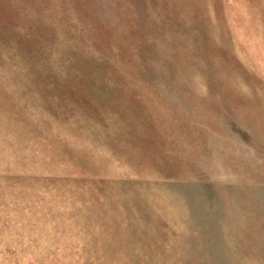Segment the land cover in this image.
<instances>
[{
	"label": "rangeland",
	"instance_id": "obj_1",
	"mask_svg": "<svg viewBox=\"0 0 264 264\" xmlns=\"http://www.w3.org/2000/svg\"><path fill=\"white\" fill-rule=\"evenodd\" d=\"M0 264H264V0H0Z\"/></svg>",
	"mask_w": 264,
	"mask_h": 264
}]
</instances>
